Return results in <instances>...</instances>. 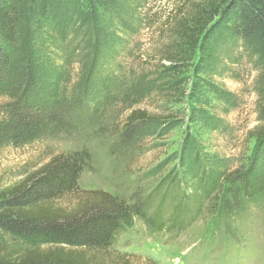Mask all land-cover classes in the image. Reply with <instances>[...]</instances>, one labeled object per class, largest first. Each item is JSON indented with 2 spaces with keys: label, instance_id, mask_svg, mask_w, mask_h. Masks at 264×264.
Returning a JSON list of instances; mask_svg holds the SVG:
<instances>
[{
  "label": "rangeland",
  "instance_id": "obj_1",
  "mask_svg": "<svg viewBox=\"0 0 264 264\" xmlns=\"http://www.w3.org/2000/svg\"><path fill=\"white\" fill-rule=\"evenodd\" d=\"M192 9L188 0H144L140 22L105 65L93 43L67 38L76 49L63 50L48 90L26 104L29 113L57 121L53 130L30 137L16 129L14 107H25V98L18 88L0 85V186L53 155L87 148L82 189L129 201L154 195L153 208L173 189V204L187 196L201 205L196 221L176 237L152 235L139 220L120 250L159 264H264V152L255 160L256 141L248 136L260 122L264 57L234 39L219 44L210 75L197 47L183 62L169 60ZM103 67L106 80L100 81ZM87 75L95 89L89 101L81 92ZM134 110L152 120L127 123ZM237 170L262 177V189L247 194L241 180L228 178Z\"/></svg>",
  "mask_w": 264,
  "mask_h": 264
},
{
  "label": "trees",
  "instance_id": "obj_2",
  "mask_svg": "<svg viewBox=\"0 0 264 264\" xmlns=\"http://www.w3.org/2000/svg\"><path fill=\"white\" fill-rule=\"evenodd\" d=\"M143 2L0 0V85L18 88L25 98V107H14V127L30 137L56 128L57 121L29 113L26 104L48 90V80L59 72L63 50L72 53L76 49L67 38H83L84 45L93 43L97 59L105 65L124 45V33L140 22ZM188 2L193 9L177 29L178 50L169 60L183 62L197 47L203 69L210 75L212 60L221 56L219 44L234 39L264 57V0ZM104 68L100 81L106 80ZM91 78L85 77L81 91L86 101L95 92ZM258 79L261 117L248 134L256 141L255 160L264 152V66ZM149 119L146 111L134 110L127 123ZM90 159L87 148L58 153L20 180L0 186V264H159L120 250L124 235L140 220L152 235L176 237L199 216L197 199L185 196L178 204L170 201L173 189L161 196L155 208L150 202L154 195L148 201H129L108 191L82 189L79 180ZM232 177L242 181L249 195L263 187L262 177L256 179L251 171L237 170L228 176Z\"/></svg>",
  "mask_w": 264,
  "mask_h": 264
}]
</instances>
